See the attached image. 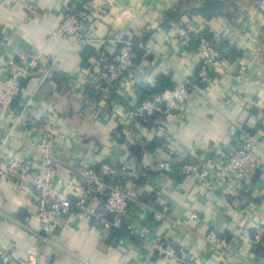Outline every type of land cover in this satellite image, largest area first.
I'll return each mask as SVG.
<instances>
[{"label": "crops", "instance_id": "1", "mask_svg": "<svg viewBox=\"0 0 264 264\" xmlns=\"http://www.w3.org/2000/svg\"><path fill=\"white\" fill-rule=\"evenodd\" d=\"M203 4L204 0H0L5 58L58 56L52 76L44 82L38 75L21 80V101L32 103L3 147V157L37 164L33 144L41 131H54L58 188L73 192L86 184L81 171L96 172L104 163L114 166L120 173L112 182L121 184L134 200L128 219L136 230L107 234L94 220L68 216L50 234L65 254L41 243L33 191L0 179V248L18 260L42 249L43 264H176L156 259L149 240L139 237L147 234L149 239L165 238L184 257V264H264V9L253 0H235L207 13ZM71 7H77L92 27L89 53L83 42L51 38ZM203 32L211 34L220 50L209 67L210 85L203 93L191 92L173 117L148 127L132 124L130 112L140 100L141 84L153 87L163 76L176 87L199 71L202 59L193 44ZM120 35L142 41V52L115 101L106 105L107 113L97 117L96 102H84L80 92L90 70L115 53L113 41ZM10 117L6 113L2 130L10 126ZM241 130L254 137L260 157L246 192L218 178L214 156L216 147L225 143L239 148ZM135 144L143 149L139 157L130 153ZM164 160L202 166L210 188L177 172L157 173L154 165ZM131 169L136 175L129 174ZM147 196L150 203L168 206L167 221L148 220L138 205L146 203ZM193 213L198 219L191 217ZM211 231L225 240L222 251L205 240Z\"/></svg>", "mask_w": 264, "mask_h": 264}, {"label": "built area", "instance_id": "2", "mask_svg": "<svg viewBox=\"0 0 264 264\" xmlns=\"http://www.w3.org/2000/svg\"><path fill=\"white\" fill-rule=\"evenodd\" d=\"M253 2L255 6L264 9V0H253ZM88 31L77 7H71L66 9L51 38H65L86 44L91 42ZM113 42L120 43L119 48L112 56L104 57L98 62L97 67L93 69L85 82L84 91L80 92L84 102L91 103V100L96 102L93 106V114L97 117L107 113L106 105L115 101L116 95L122 90L124 80L135 67L133 41L127 38ZM4 48L5 42L0 33V125L5 120L6 113H11L9 119L11 124L8 129L2 130L0 126V179L14 183L17 188L33 191L35 217L42 234L41 243L45 245L52 242L58 245L52 241L50 234L56 226L71 215L94 220L107 234L124 232L135 234L136 230L128 219V212L134 200L121 184L111 182L112 175L117 171L114 166L104 163L96 172L81 171L82 176L87 178L86 184H80L74 188L73 192L60 190L56 184L58 171L53 145L56 134L51 130L41 131L38 140L33 144V151L39 157L37 164L25 159L3 157V147L22 123L32 103V101L28 103L21 101V80L26 75H38L39 81L44 82L52 76L53 68L58 61V56L43 59V56L36 54H29L23 58H5ZM195 48L202 59L197 76L185 79L176 87L154 94L142 93L141 89L146 85L141 84L138 91L140 100L130 112L132 124L148 127L155 122L173 117L175 111L184 105L191 92L203 93L204 89L210 85L209 67L220 57V50L205 37H197ZM196 81L203 86L199 87ZM15 105H19L20 109L16 110ZM30 127L34 129L33 124ZM240 132L241 146L239 148L232 143H225L216 147L214 156L218 178L236 187L239 192H246L252 184L260 157L259 147L254 137L243 130ZM124 165L121 169L123 171L127 169ZM153 168L159 174L168 175L177 172L180 176H191L206 189H209L211 185L207 180L208 171L198 164H181L177 160H164L157 162ZM129 174L136 175L135 169H131ZM138 205L151 223L161 224L169 219V208L165 204L157 205L140 201ZM198 216V213L191 215L193 219H198ZM261 235L264 237V228L261 230ZM139 237L149 240L158 259L184 264V257L178 255L165 238L149 239L147 234ZM205 240L218 252L226 246L225 240L220 239L213 231L205 236ZM44 257V250L38 248L28 251L25 259L18 260L8 250L0 248V264H43ZM237 264L247 263L241 261Z\"/></svg>", "mask_w": 264, "mask_h": 264}, {"label": "trees", "instance_id": "3", "mask_svg": "<svg viewBox=\"0 0 264 264\" xmlns=\"http://www.w3.org/2000/svg\"><path fill=\"white\" fill-rule=\"evenodd\" d=\"M233 1H235V0H233ZM233 1H223V2H214V1H209V0H204V4H203V10H206V12L207 13H210L209 11L210 10H212V11H215V10H217L218 9V7L221 5V4H225V3H231V2H233ZM171 16L172 17V15L171 14H168V16ZM83 21H84V24H85V26H86V28H87V30H89L88 31V36L90 37L89 39L91 40V42H92V32L93 31H90V30H92L91 28L92 27H90V24H89V22L87 21V20H85L84 18H83ZM91 35V36H90ZM200 37H205V38H207V39H209L212 43H213V37L211 36V34L210 33H205V32H203V33H201V35H199ZM127 38H130L131 39V41H133V44H134V47H133V49H134V51H135V58H134V64H136L137 63V60H136V58L140 55V53L142 52V41H140L139 39H137V38H135V37H133V36H127V35H120V36H117L116 37V39L115 40H124V39H127ZM194 41H196V40H194ZM263 41H264V37H263ZM91 42H89V43H86L85 44V49L88 51V53H89V51H91V48H90V44H91ZM119 46H120V43L119 44H116V49L117 48H119ZM193 46L195 47V42H194V44H193ZM235 53V51H230V54L231 53ZM110 56H112V55H110ZM87 57H86V54H84V56H83V59H86ZM199 69H200V66H199ZM198 69V70H199ZM93 72V69H91L90 70V72H89V75H90V73H92ZM197 76V73L195 74V75H193V77H196ZM196 84L199 86V87H202L203 85L199 82V81H196ZM174 87V84H172L170 81H168L165 77H163V76H160L158 79H157V82H156V84L153 86V87H145V88H142L141 89V91H142V93H144V94H154V93H160V92H163L164 90H166V89H171V88H173ZM92 96V95H91ZM95 96V95H94ZM88 97H90V95L88 96ZM96 97V96H95ZM143 149H142V146L141 145H139V144H135V145H130V153L132 154V155H136L137 157H139L140 156V153H141V151H142ZM131 180H133V181H136V182H139L140 181V179H138V180H134V179H132L131 178ZM145 201H147V202H152V199H151V197L150 196H147L146 197V200ZM146 202V203H147ZM56 227L52 230V232H55L56 230ZM58 229V228H57ZM117 234V233H116ZM115 234V235H116ZM45 252V251H44ZM156 257V259H158V257L157 256H155Z\"/></svg>", "mask_w": 264, "mask_h": 264}, {"label": "water", "instance_id": "4", "mask_svg": "<svg viewBox=\"0 0 264 264\" xmlns=\"http://www.w3.org/2000/svg\"><path fill=\"white\" fill-rule=\"evenodd\" d=\"M206 170V169H205ZM120 172H116L115 174H113L112 175V179L113 178H115L116 177V175H118ZM112 182V181H111ZM50 244L51 245H53V246H55V247H57L58 249H60L61 251H64V252H66L67 253V251L66 250H64V249H62L59 245H56V244H54V243H52V242H50ZM69 253V252H68ZM70 254V253H69ZM71 255V254H70ZM73 257H75L76 259H78L76 256H73ZM78 260H80V259H78Z\"/></svg>", "mask_w": 264, "mask_h": 264}]
</instances>
